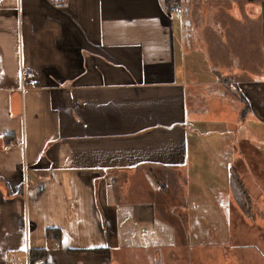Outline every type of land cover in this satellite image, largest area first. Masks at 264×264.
Returning a JSON list of instances; mask_svg holds the SVG:
<instances>
[{
	"label": "crops",
	"instance_id": "crops-1",
	"mask_svg": "<svg viewBox=\"0 0 264 264\" xmlns=\"http://www.w3.org/2000/svg\"><path fill=\"white\" fill-rule=\"evenodd\" d=\"M170 1L0 0V264H195L210 239L180 209L203 190L242 231L244 180L264 191V0ZM206 62L243 117L217 79L194 102ZM218 127L239 137L210 153ZM207 158L218 183L195 177Z\"/></svg>",
	"mask_w": 264,
	"mask_h": 264
},
{
	"label": "rangeland",
	"instance_id": "rangeland-1",
	"mask_svg": "<svg viewBox=\"0 0 264 264\" xmlns=\"http://www.w3.org/2000/svg\"><path fill=\"white\" fill-rule=\"evenodd\" d=\"M212 63L219 68H223L225 65L223 61H212ZM201 68L203 69V67ZM211 69V64L206 62L204 73L197 79V81H199L198 88L200 92V98L199 96H195L194 98V102H196L197 105H202L210 100V97H208V89L206 88L207 83L205 82L217 79V82L223 86L221 84L223 78H225L223 75H228L227 72L214 68L212 71ZM211 89L215 90L213 87H211ZM187 102L191 105L190 98H187ZM233 102L236 104V99H234ZM212 130H214V128H212ZM218 131L219 127L215 128V131L205 138V144L209 148L210 153H212V151L214 153L223 151L221 149L223 144L224 146L228 144L229 147V141L235 137H239L235 127H230L227 134L220 135ZM214 140H221L223 142H218L219 144L217 146L214 144ZM198 161L200 164L203 162L205 163V169H201L203 172L200 174L196 172L195 175L196 178L200 179V182H208V179H212L213 183H218L223 179L221 173L224 171V168L221 164L211 162L209 158L205 161ZM227 163H229V160ZM232 166L235 167L236 164L229 167ZM208 173L212 175H208ZM235 176L237 181H239L238 175ZM244 181L247 190L244 192L243 198L245 212L242 218V231L239 228L236 229L235 224L224 215L227 204L221 202L222 192L210 190L197 191V196L192 200L190 205L187 207L185 204L180 209V213H185L184 210L186 209L190 216L193 215L196 218L195 226L197 225L199 228L197 229V233L204 231L206 236L210 239L203 241L205 245L201 247H199L198 240L196 241L195 264H258V262H264V211H262L264 191H260V188L257 187L251 176L250 181L247 180V183L246 180ZM178 184H181L180 181H178ZM214 195L215 197L217 195L216 199H214ZM229 202L231 209L236 207L230 200ZM167 210L168 207L165 210V214L168 213ZM170 211L171 209H169L168 214H170ZM175 212L178 213L179 211L176 210ZM253 216H255L256 220L253 219Z\"/></svg>",
	"mask_w": 264,
	"mask_h": 264
},
{
	"label": "trees",
	"instance_id": "trees-1",
	"mask_svg": "<svg viewBox=\"0 0 264 264\" xmlns=\"http://www.w3.org/2000/svg\"><path fill=\"white\" fill-rule=\"evenodd\" d=\"M52 1H58L60 4H64V1L66 0H52ZM221 84L227 88L229 93L236 98L239 102L244 104V109L242 110L241 117H243L247 111V104L245 98L238 92L237 88L235 87L234 83L232 82L231 79L229 78H223ZM235 179L236 176L234 175ZM50 233V230L47 231V235ZM97 252H103L105 251L104 249L102 250H96ZM30 259L35 260L37 258H43L44 257V252L43 250H35V251H30Z\"/></svg>",
	"mask_w": 264,
	"mask_h": 264
},
{
	"label": "built area",
	"instance_id": "built-area-1",
	"mask_svg": "<svg viewBox=\"0 0 264 264\" xmlns=\"http://www.w3.org/2000/svg\"><path fill=\"white\" fill-rule=\"evenodd\" d=\"M170 11L174 13L180 12V3L177 0L170 1ZM19 75H20V80H21L20 90L22 91L25 86H29L31 84L30 82L31 74H30L29 69L26 66L20 65ZM28 264H45V262L43 258H37L35 260H31L29 258Z\"/></svg>",
	"mask_w": 264,
	"mask_h": 264
}]
</instances>
